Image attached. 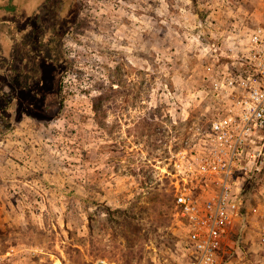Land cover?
Returning a JSON list of instances; mask_svg holds the SVG:
<instances>
[{
    "label": "rangeland",
    "instance_id": "1",
    "mask_svg": "<svg viewBox=\"0 0 264 264\" xmlns=\"http://www.w3.org/2000/svg\"><path fill=\"white\" fill-rule=\"evenodd\" d=\"M263 19L264 0H0V264H183L171 159L223 112L209 22ZM244 191L217 264H264V169Z\"/></svg>",
    "mask_w": 264,
    "mask_h": 264
},
{
    "label": "built area",
    "instance_id": "2",
    "mask_svg": "<svg viewBox=\"0 0 264 264\" xmlns=\"http://www.w3.org/2000/svg\"><path fill=\"white\" fill-rule=\"evenodd\" d=\"M203 49L202 87L223 112L191 127L171 159L176 216L186 228L183 264H217L241 215L245 181L264 169V19L251 28L211 22Z\"/></svg>",
    "mask_w": 264,
    "mask_h": 264
},
{
    "label": "trees",
    "instance_id": "3",
    "mask_svg": "<svg viewBox=\"0 0 264 264\" xmlns=\"http://www.w3.org/2000/svg\"><path fill=\"white\" fill-rule=\"evenodd\" d=\"M211 22H213L214 23V21H210L209 23H211ZM60 63H54V65L52 66V71L54 70V72H55V70H56V72L58 71V68H59V65ZM48 90H50V88L48 89ZM62 100H63V98H61L60 99V101L62 102ZM64 103V102H63ZM262 172V171H261ZM260 172V173H261ZM260 173H258V174H256V175H253L252 177H249V178H247L246 179V181L247 180H249V181H254L255 179H257L259 176H260ZM245 185V184H244ZM68 195H70V196H75V197H77V198H79V199H82V200H84V202H86V203H89V204H96V202L93 200V199H91V198H89V197H86V196H84V195H82V194H79V193H77V192H75V191H71V192H69V193H67ZM242 198H243V203H242V206H241V214H242V211L244 210V206H243V204H244V198H245V191H244V189H243V192H242ZM184 228L182 229L183 231H184V237H185V233H186V228H185V226H183Z\"/></svg>",
    "mask_w": 264,
    "mask_h": 264
},
{
    "label": "crops",
    "instance_id": "4",
    "mask_svg": "<svg viewBox=\"0 0 264 264\" xmlns=\"http://www.w3.org/2000/svg\"><path fill=\"white\" fill-rule=\"evenodd\" d=\"M261 21H262V20H261ZM258 22H260V21H258ZM258 22H257V23H258Z\"/></svg>",
    "mask_w": 264,
    "mask_h": 264
}]
</instances>
